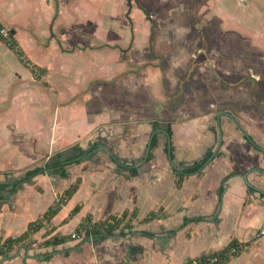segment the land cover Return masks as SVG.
<instances>
[{
  "label": "crops",
  "instance_id": "1",
  "mask_svg": "<svg viewBox=\"0 0 264 264\" xmlns=\"http://www.w3.org/2000/svg\"><path fill=\"white\" fill-rule=\"evenodd\" d=\"M186 1L0 0V22L29 60L0 37V244L39 225L0 264H188L239 243L221 264H264L261 79L232 94L229 80L213 90L189 73L209 64L191 27L168 24ZM188 1L204 9L195 23L215 19L229 43L216 50L231 55L223 73L239 71L242 41L264 53V12L250 0ZM61 10L89 28L69 39Z\"/></svg>",
  "mask_w": 264,
  "mask_h": 264
},
{
  "label": "rangeland",
  "instance_id": "2",
  "mask_svg": "<svg viewBox=\"0 0 264 264\" xmlns=\"http://www.w3.org/2000/svg\"><path fill=\"white\" fill-rule=\"evenodd\" d=\"M202 1V0H201ZM205 1V0H203ZM246 1L249 0H241L240 1V7L244 6V3H246ZM260 4H263V0H258ZM258 1L256 0H250V2L252 4H254L255 8L260 9L261 11L264 12V10L262 9V6L260 4H258ZM112 3L111 7H114V3L112 1H110ZM200 2V1H199ZM214 0H213V4H214ZM127 5H122V12L120 14V16L122 17L121 20L125 21V23H121V28L123 29V31L127 34V37H129V39L132 40L133 38V34L134 31H136L137 29V18H136V6H134V9L131 11L130 14H128V11L130 9L129 7V3H126ZM186 6L184 8H189L191 7V10L182 14L184 16L181 17L180 19L176 18V21L174 20H170L168 21V24L170 25V28H183V27H191V32L194 33V36L192 37V44H196L197 46L201 45L202 48H204L203 50L200 51V54L198 55V58L200 57H205V60H207L208 62V66L209 68H207L206 70L202 71L200 69L194 68L195 66L192 65V69L189 70V73H194V75L197 76H204L207 78H211V82H210V87L213 88V90L217 89L225 80H229L228 81V86L229 90H226V87H223L222 89L227 92H230L232 94H234L235 92H241L243 89L246 91H249L250 89V79L252 78L253 73H255L257 76H260V83L257 86L256 91L262 93L261 96L264 97V53H261L258 50H254V48H251L247 45H245L244 41L241 42L240 45V57L238 58V62H239V66L240 69L239 71L233 69H229L228 71L232 73L230 74H226L223 72H226L227 70L225 69V65H228L230 61V54L224 51L226 50V48L220 49V51H216L217 48H221L222 44L219 43L221 40L224 43V46L228 45L229 43L227 42L226 38H220L217 37V33H216V25L213 19L212 22H206L203 21L202 26L199 27L200 23H195V20L198 19V17H203V10H201L202 6L200 4L198 5H194L191 2H189L188 0L186 1ZM183 4H181V8ZM215 5V4H214ZM218 5V4H216ZM227 5L231 8L234 9L236 11H241L240 7L239 8H235L234 5H232L231 3H227ZM209 6V4H208ZM65 7H70L71 10L74 9L75 11L72 13L75 15V17L77 16L76 12L78 10L79 7H75L74 5H70V3L67 4V6ZM63 8V6L61 5V9ZM151 9H157L156 6L151 7ZM218 9V7H217ZM69 10V9H68ZM79 11L83 12L82 10L79 9ZM154 11V10H153ZM71 14V11H69ZM70 14H68L67 12L64 13L63 10H61V14L59 15V28H61L62 26L69 28L70 30V38L69 39H73L74 37H72L73 34H77L80 35L81 32L85 29H88V23L84 22L85 25H75L73 22L74 20H70ZM151 14L153 15V17H156V11L151 12ZM114 23L116 24V26H118L117 28H119L120 25H118V22L114 20ZM155 23V22H154ZM9 27V26H8ZM97 27V26H96ZM198 30H202L204 31V35L207 36V40L205 39V37L201 38L200 37L196 39V35L198 36ZM203 35V36H204ZM135 36V35H134ZM218 39V42L215 41V39ZM200 41V42H199ZM244 46V47H241ZM203 52H205V54H203ZM245 52V53H244ZM244 53V54H243ZM211 58V59H210ZM218 62V66L219 68H210L211 64H213L214 62ZM221 62H223V66H221ZM215 64V63H214ZM230 66V65H228ZM223 67V68H222ZM253 67V68H250ZM250 68V69H248ZM233 72H235L233 74ZM215 78V80H214ZM225 84V83H224ZM227 85V84H226ZM192 90L195 91L196 93H203L204 92V88L201 85L195 86L192 85ZM256 92V93H257ZM258 94V93H257ZM259 95V94H258Z\"/></svg>",
  "mask_w": 264,
  "mask_h": 264
},
{
  "label": "trees",
  "instance_id": "3",
  "mask_svg": "<svg viewBox=\"0 0 264 264\" xmlns=\"http://www.w3.org/2000/svg\"><path fill=\"white\" fill-rule=\"evenodd\" d=\"M2 27V23L0 22V28ZM0 37L5 40L17 53L18 55L25 60V62H29V60L25 57V54L23 52V50L21 49V47L19 46L17 40L14 37V33L12 32V30L10 31L9 37H4L1 35L0 33ZM170 133V132H169ZM66 161L68 160H64V162L59 161L56 164L57 165H64L66 163ZM197 167V166H196ZM41 170V168H35L34 172H39ZM78 187V182H75L74 184H72L63 195H60L58 201L55 203V205H53V207H51L48 212L45 214V216L47 218H50L51 216H53L62 206L63 203L66 202V200L71 197V195L74 193V191L77 189ZM76 211V208L75 210ZM116 223H113L111 225L108 224L107 229L105 228V230H111L113 228V225H115ZM88 225V224H87ZM86 225V226H87ZM38 224H30L28 230H26L22 235H20L19 237L16 238H9L7 239L5 242H2V244H0V255L2 254H7L15 245V243L21 241L22 239H24L26 236H28L33 230H36V228L38 227Z\"/></svg>",
  "mask_w": 264,
  "mask_h": 264
},
{
  "label": "built area",
  "instance_id": "4",
  "mask_svg": "<svg viewBox=\"0 0 264 264\" xmlns=\"http://www.w3.org/2000/svg\"><path fill=\"white\" fill-rule=\"evenodd\" d=\"M10 31L11 29L5 25L0 28V33L4 37H9ZM73 236L75 237L77 236V234L73 233ZM246 247L247 246L243 243L231 245L223 251L204 254L198 258L193 259L188 264H221L224 258L239 253Z\"/></svg>",
  "mask_w": 264,
  "mask_h": 264
},
{
  "label": "water",
  "instance_id": "5",
  "mask_svg": "<svg viewBox=\"0 0 264 264\" xmlns=\"http://www.w3.org/2000/svg\"><path fill=\"white\" fill-rule=\"evenodd\" d=\"M129 1L131 2V0H129ZM10 258H11V256L9 254H3L0 256V263L5 261V260H8Z\"/></svg>",
  "mask_w": 264,
  "mask_h": 264
}]
</instances>
